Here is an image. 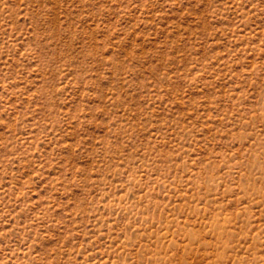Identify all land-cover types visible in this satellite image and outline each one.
Segmentation results:
<instances>
[{"label": "rangeland", "instance_id": "1", "mask_svg": "<svg viewBox=\"0 0 264 264\" xmlns=\"http://www.w3.org/2000/svg\"><path fill=\"white\" fill-rule=\"evenodd\" d=\"M0 264H264V0H0Z\"/></svg>", "mask_w": 264, "mask_h": 264}]
</instances>
